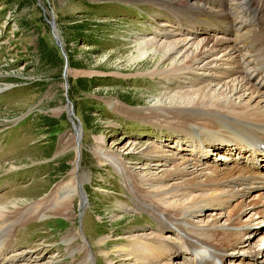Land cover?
Returning <instances> with one entry per match:
<instances>
[{"label":"rangeland","instance_id":"374dc122","mask_svg":"<svg viewBox=\"0 0 264 264\" xmlns=\"http://www.w3.org/2000/svg\"><path fill=\"white\" fill-rule=\"evenodd\" d=\"M162 1L0 0V205L19 203L20 212L26 211L68 181L78 156L70 149L59 153L60 143L76 139L75 126L83 140L78 174L86 193V204L78 197L70 218L53 214L25 219L13 234L14 249L1 257L0 264H10L19 256L27 261L19 264H73L84 254L68 251L65 238L72 231L78 232V245H90L92 264H113L120 260L117 245L126 246L127 238L136 232L158 230L160 215L94 149L103 146L122 155L128 168L150 178L162 176L169 167L153 168L152 174L145 171L143 165L149 162L141 151L146 146L157 145L166 155L177 157L181 149L190 154L196 147L172 145L169 137L173 135L166 126L156 128L130 115L144 113L148 106L180 90L149 75L160 57L137 60L139 41L162 38V28L175 27ZM52 20L65 54L58 46L55 50ZM193 81L185 85L190 87ZM120 103L133 111L121 109ZM212 154L214 150L209 149L212 160L222 166L226 156ZM260 194L264 192L255 191L246 203ZM260 203L241 213L243 222L254 216V225L246 229L236 250L223 255V264H259V259L249 256L252 249L264 252V216L257 214L264 211ZM39 207L43 213L51 209V203ZM186 231L189 238L176 229H165L163 237L182 246L201 233ZM191 258L183 248L172 264H192Z\"/></svg>","mask_w":264,"mask_h":264},{"label":"bare ground","instance_id":"6f19581e","mask_svg":"<svg viewBox=\"0 0 264 264\" xmlns=\"http://www.w3.org/2000/svg\"><path fill=\"white\" fill-rule=\"evenodd\" d=\"M162 2L168 5L175 27L162 28V38L137 42V60L160 57L149 75L180 90L148 106L144 113L130 115H137L156 128L166 126L173 135L169 137L172 145L188 143L196 147L190 154L181 149L177 157L166 155L157 145L146 146L141 151L149 162L143 165L145 171L152 174L153 168L160 171L169 167L162 170V176L150 178L128 168L122 155L103 146L94 149L103 163L123 173L135 194L161 219L158 230L152 234L136 232L127 238L126 246L117 245L120 260L111 262L172 264V259L184 248L192 256V264H223V255L236 250L246 229L254 225V216L243 222L241 213L264 200L260 194L254 199L258 202L246 203L255 191L264 192V0ZM191 79L194 81L188 87L185 84ZM120 104L121 109L133 111ZM75 130L76 139L60 143L59 153L70 149L78 156L68 181L26 211L20 212L19 203L0 205V259L14 249L13 234L25 219L40 216L43 219L53 214L70 218L78 197L86 204L78 174L83 140L76 126ZM209 149L214 150L212 155L218 152L226 156L222 166L212 160ZM49 203L51 209L42 213L39 205ZM13 205L15 209L11 210ZM257 214L263 217L264 211ZM221 219H226L224 225L220 224ZM165 229H176L185 237H188L186 229L201 233L180 246L163 237ZM78 238L76 231L65 238L68 251L84 254L73 264H92L90 245H78ZM249 257L264 264V252L252 249ZM23 261L27 262L19 256L10 264Z\"/></svg>","mask_w":264,"mask_h":264},{"label":"water","instance_id":"95a60500","mask_svg":"<svg viewBox=\"0 0 264 264\" xmlns=\"http://www.w3.org/2000/svg\"><path fill=\"white\" fill-rule=\"evenodd\" d=\"M50 23V26H51V29L54 33V38H55V41H56V45L63 51V53L65 54L64 52V46H63V43H62V40H61V37H60V34L58 33L57 31V28H56V23L54 20H52V22H49ZM68 67V66H67ZM66 110H68L70 112V116L73 117V111H72V108L70 106H67L66 107Z\"/></svg>","mask_w":264,"mask_h":264},{"label":"trees","instance_id":"16d2710c","mask_svg":"<svg viewBox=\"0 0 264 264\" xmlns=\"http://www.w3.org/2000/svg\"><path fill=\"white\" fill-rule=\"evenodd\" d=\"M55 50H57L58 51V47H57V45L55 44ZM42 50H43V52L45 51V52H47L48 51V48H47V46L45 45V44H43L42 45ZM46 55H48V54H46ZM49 56V55H48Z\"/></svg>","mask_w":264,"mask_h":264}]
</instances>
